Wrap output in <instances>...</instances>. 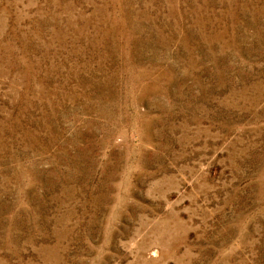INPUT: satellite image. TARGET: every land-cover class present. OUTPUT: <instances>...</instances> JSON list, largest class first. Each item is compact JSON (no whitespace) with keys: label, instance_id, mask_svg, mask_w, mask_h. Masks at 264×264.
Returning <instances> with one entry per match:
<instances>
[{"label":"rangeland","instance_id":"rangeland-1","mask_svg":"<svg viewBox=\"0 0 264 264\" xmlns=\"http://www.w3.org/2000/svg\"><path fill=\"white\" fill-rule=\"evenodd\" d=\"M0 264H264V0H0Z\"/></svg>","mask_w":264,"mask_h":264}]
</instances>
